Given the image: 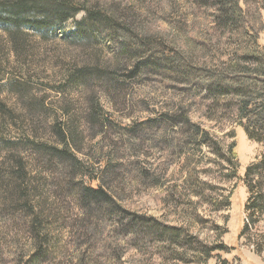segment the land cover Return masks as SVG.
Instances as JSON below:
<instances>
[{"label":"rangeland","instance_id":"374dc122","mask_svg":"<svg viewBox=\"0 0 264 264\" xmlns=\"http://www.w3.org/2000/svg\"><path fill=\"white\" fill-rule=\"evenodd\" d=\"M218 1L85 0L117 19L114 35L103 29L94 43L79 39L81 11L62 26L32 32L26 64L0 29V103L15 115L0 112V132L15 143L0 149V167L19 156L44 187L50 239L39 264H264V211L249 216L246 203L255 198L245 180L264 155V116L250 124L262 142L251 140L239 107L248 99L260 110L264 76L236 54L232 28L217 23ZM240 4L263 46L264 0ZM95 61L110 71L108 81L66 78L68 64ZM93 99L110 121L94 116ZM60 117L72 120L82 141L78 174L29 142H57ZM76 182L101 187L149 224L110 214L76 192ZM6 205L0 201V264H23L33 217Z\"/></svg>","mask_w":264,"mask_h":264},{"label":"trees","instance_id":"16d2710c","mask_svg":"<svg viewBox=\"0 0 264 264\" xmlns=\"http://www.w3.org/2000/svg\"><path fill=\"white\" fill-rule=\"evenodd\" d=\"M82 1L85 0H0V29L2 34L7 37L16 59L21 61V64L24 61L26 64L25 59L32 53L31 47L29 46L32 32H43L54 27L62 26L81 11L85 13V16L81 21L76 23V36L79 39L94 43L96 42L98 33L103 29L108 36L112 37L114 34L111 30H115V27L119 26L117 19L109 15L107 10L103 8L94 9ZM217 6H219V13L216 17L218 18L216 19L218 20L217 23L220 22L221 25L224 24L232 28L233 38L235 42L237 41L238 45L236 49L238 57L243 61L246 59L250 63L256 64L257 71L262 69L264 76V45L261 46L258 43V35L251 34V30L254 29L253 24L246 19L247 11L241 6L240 0H219ZM261 18L259 12L258 22ZM255 29L254 31H256ZM3 48V45H1L0 52ZM134 53L122 49L123 55L126 54L130 57ZM66 69V78L73 84L84 83L89 78L99 82L102 80L108 81L110 78L108 68L106 69L104 65L100 66L98 62L90 65L84 64L79 68H76L74 64H68ZM261 83H264V78L261 79ZM13 85H20L22 88H25L29 86V83L27 81L15 80ZM224 91L228 93V90L224 89L220 94H225ZM242 91L244 92V89H233V92L242 93ZM28 106L36 108L37 106H42V104L30 102ZM239 107L243 116L249 122L246 127L244 126L249 139L262 142V138L251 131L250 124L258 122L257 120L260 119L259 114L264 116V105L257 111V108L248 99H242ZM90 108L98 121H110V116L100 108L97 100H92ZM0 112L3 115H7L10 119L15 118L12 110H8L2 103H0ZM188 128L189 126L187 125ZM190 128L194 133H198V128L195 125ZM53 131L58 137L57 142L54 144H40L29 141L30 144L37 151L48 154L62 163H67L72 170L74 169L73 173L78 174L81 171V163L77 154L82 152V149H80L82 141L77 132V127L73 124L72 120H66L64 117H60L59 119H55ZM4 134V132H0V149L4 148L8 150L15 143L7 139ZM233 146L234 144L230 146L231 152H233ZM232 156L236 159L234 152ZM238 166L239 163L236 162V169ZM262 168H264V155L257 163L249 166L245 173L248 192L253 199L255 198V201H248L246 203V210L249 212L250 217L252 216L250 211L260 213L264 211V187L262 182H260ZM236 169L234 172H236ZM88 182L92 181L89 180ZM75 184V186L78 184L76 192L78 191L83 198L95 201L97 204L103 203V206L105 205L108 208L110 214L113 213L119 216L127 214L129 215L128 218L130 217L131 220H135L137 223L144 221L149 224L145 218L129 213L117 205L113 198L101 187H92L90 184L82 186V183L77 182ZM43 189V186L38 187V185L34 184V178L28 175L26 164L21 157L12 154L10 159H6L1 164L0 201L4 204L7 203L6 207L14 210V212L20 211L27 216L33 217L30 226V231L33 236L30 245L31 252L27 255L23 264H39L41 255H45V250L49 246V223L47 219L48 215H45L43 204Z\"/></svg>","mask_w":264,"mask_h":264}]
</instances>
